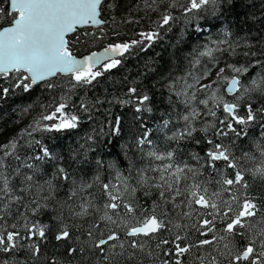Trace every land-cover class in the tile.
<instances>
[{
    "label": "snow or ice",
    "instance_id": "1",
    "mask_svg": "<svg viewBox=\"0 0 264 264\" xmlns=\"http://www.w3.org/2000/svg\"><path fill=\"white\" fill-rule=\"evenodd\" d=\"M219 4L220 0H143L144 14L158 16L152 21L154 28L139 32V39L117 40L101 51H89L108 35L105 13L117 7L114 2L0 0V18L10 17L7 26L0 25V82L10 80V87L25 92L41 86L51 93L52 104L45 106L49 110L27 135L38 130L76 129L81 116L67 110L75 90L91 87L117 69L134 47L151 46L177 19L175 11L188 23L198 19L196 13L211 10L214 14ZM195 30L202 32L203 28L197 25ZM213 43L215 47L205 45L199 52L211 58L209 66L196 75L189 73L191 83L181 77L184 82L178 88L176 82L169 85L184 106V113L178 116L182 126L172 135L165 133L177 147L158 152L153 145L145 152L143 146L152 145L145 131L134 145L127 146L135 152L128 157L125 172L111 163L107 166L114 172L111 179L101 181L96 176L102 203L90 191L93 183L76 185L64 166L54 165L52 178L41 182L36 165L18 154L17 139L0 144V264H28V260L33 264H264V193L259 198L250 193L248 180L251 177L264 184V143L253 142L254 152L241 150L237 155L233 151V138L246 136L248 126L264 114V106L256 108L251 103L245 115L239 114L246 94L264 95V80L253 79L251 87H246L240 76L247 67L227 63L221 67L213 55L234 53L231 43L227 39ZM225 44L227 48H222ZM78 50L87 54L81 56ZM194 63L199 64V59ZM214 69H218L215 75ZM229 70L234 73L231 77L226 75ZM220 84H226L223 91L234 100L220 94ZM10 87L0 93L6 95ZM136 93L137 88H129V99L119 102H134L137 113L151 112L150 97ZM79 109L88 112L89 106L81 102ZM205 117L212 120L205 121L202 129L196 128L195 123ZM170 123L161 118V130ZM241 125L243 130L238 129ZM200 131L205 133L207 147L203 155L190 154L195 164L186 162L182 142L194 140V133ZM118 132L117 127L113 134ZM35 143L39 145V141ZM39 152L28 159H59L48 147L40 146ZM97 164L104 167L103 161ZM54 181H62L68 188L63 199ZM49 201L55 203L50 206ZM44 215L49 223L42 219ZM52 242L55 248L62 246L61 255L70 259L55 254L43 257L44 248ZM18 255L26 258L18 259Z\"/></svg>",
    "mask_w": 264,
    "mask_h": 264
},
{
    "label": "trees",
    "instance_id": "2",
    "mask_svg": "<svg viewBox=\"0 0 264 264\" xmlns=\"http://www.w3.org/2000/svg\"><path fill=\"white\" fill-rule=\"evenodd\" d=\"M117 7L105 13L108 24L105 26L108 35L97 41L89 51H95L105 47L110 42L131 41L139 39V32L155 27L152 21L157 20V15L146 16L143 11V0H110ZM186 3V0H181ZM7 8L8 4L4 3ZM177 17L169 28L164 29L160 38L151 46L144 49L134 47L123 58L122 64L103 77L99 78L91 87H84L73 92L67 101L69 112L78 113L81 122L76 129L65 131H34L31 136L27 132L35 127V122L40 120L42 113L49 109L45 106L52 104V95L44 91L41 86L25 92L22 88L10 87L12 81L0 82V89L10 87L5 95L0 93V144L17 139L18 154L22 159L36 165L39 170L37 178L41 182L51 179L54 172V165H62L71 173L72 180L76 185L93 183L90 190L98 198L97 202L102 203L100 198V186L95 182L97 175L101 181L111 179L114 175L112 169L107 166L115 163L122 172L126 171L128 157L133 155L135 149L128 151V145H134L135 140L148 132L152 145L143 146L145 152L152 150L153 145L158 152H165L177 145L166 139L182 126L178 116L184 113V106L179 103L173 93L169 91V85L173 82L178 85L183 83L181 77L189 78V73L195 75L202 71L204 66H209L207 56H200L199 52L205 50L204 46L209 41L226 38L235 49L234 53L221 54L214 52L213 55L219 58L222 65L233 64L237 67H247L248 71L240 76L246 87H251L253 79L264 80V0H220L216 12L196 13L198 19L188 23L182 18L179 10L173 13ZM113 18L114 21L113 22ZM10 17L0 18V25L7 26ZM132 20L135 22L126 23ZM203 28L202 32H196V26ZM119 33L115 36L113 33ZM80 55L87 54L85 50H78ZM252 53V55H247ZM199 59L200 63L195 64L194 60ZM196 66V67H195ZM229 77L232 74L226 73ZM137 88L136 95L147 94L150 97L148 106L151 112L135 111L136 104H122L119 101L129 99L128 89ZM221 87L226 99L234 100L235 97H228ZM134 100V97L131 98ZM81 102L89 106L88 112L79 109ZM242 107L240 115H245L248 103L256 108L264 106V95L259 92H250L240 101ZM221 113L218 112V116ZM91 117V118H89ZM161 118L170 120L168 129L161 130ZM211 117H205L203 121L195 123L196 128L202 129L205 121H211ZM117 121L119 123L117 124ZM50 123V122H41ZM117 134H113L116 128ZM243 130L244 126H238ZM209 135L211 133L209 132ZM205 133L200 131L194 133V140L182 142L181 153L186 162L195 164L190 160V154L200 153L203 155L207 145L203 143ZM92 137L91 140L88 138ZM234 139L233 151L239 155L240 151H255L253 142L264 143V114L248 126L246 136ZM195 140H201L197 145ZM39 141V145L35 142ZM228 143L227 140L224 141ZM40 146L51 149L52 154L59 159L52 161H39L28 159L39 152ZM139 160V154H136ZM97 161H103L104 167H100ZM147 159L144 163H147ZM17 163L16 161L12 162ZM152 163H160L153 161ZM23 171H28L23 169ZM28 174H31L29 172ZM72 180L68 183L71 184ZM252 187L250 193L258 198L264 193V184L257 180L248 178ZM14 182H18L14 177ZM59 185V195L64 198L68 188L62 181H54ZM243 194V190H242ZM55 201H49L52 206ZM45 223H49L48 215L42 217ZM54 243H49L44 248L43 257L50 258L58 255L67 261L70 258L61 255L63 247L55 248ZM8 258V257H4ZM18 259H25V255H18ZM28 264H33L28 260Z\"/></svg>",
    "mask_w": 264,
    "mask_h": 264
},
{
    "label": "rangeland",
    "instance_id": "3",
    "mask_svg": "<svg viewBox=\"0 0 264 264\" xmlns=\"http://www.w3.org/2000/svg\"><path fill=\"white\" fill-rule=\"evenodd\" d=\"M195 31H196V30H195ZM196 32L198 33V31H196ZM222 39H226V38H219L218 40H214V41H219V40H222ZM227 40H228V39H227ZM214 41H209V43H207V46H208V47H215V44L213 43ZM221 47H222V48H227V45H226V44H225V45H221ZM209 58H210V57H208V59H209ZM208 62L210 63L211 60H209ZM219 63H220V66H221V67L224 66V65H222V63H221L220 61H219ZM205 66H207V65H205ZM205 66H204V67H205ZM195 67H196V66H195ZM215 71H218V69H214L213 74L215 73ZM229 72H230L232 75H234V73H232L231 70H229ZM192 75H193V74H192ZM195 75H196V74H195ZM188 82H189V83L192 82V80H191L190 77L188 78ZM181 84H182V83H181ZM222 86H224V88H225V87H226V84H220V85H219V88L221 89ZM220 94L224 95V94L222 93V91H221ZM200 107H203V106H200Z\"/></svg>",
    "mask_w": 264,
    "mask_h": 264
},
{
    "label": "water",
    "instance_id": "4",
    "mask_svg": "<svg viewBox=\"0 0 264 264\" xmlns=\"http://www.w3.org/2000/svg\"><path fill=\"white\" fill-rule=\"evenodd\" d=\"M107 46V45H106ZM105 46V47H106ZM104 48V47H103ZM103 48H100V49H98V50H95V51H101ZM85 55V54H84ZM82 56V55H81ZM227 95V94H226ZM228 97H232L231 95H227Z\"/></svg>",
    "mask_w": 264,
    "mask_h": 264
},
{
    "label": "bare ground",
    "instance_id": "5",
    "mask_svg": "<svg viewBox=\"0 0 264 264\" xmlns=\"http://www.w3.org/2000/svg\"><path fill=\"white\" fill-rule=\"evenodd\" d=\"M213 75H215V73Z\"/></svg>",
    "mask_w": 264,
    "mask_h": 264
}]
</instances>
